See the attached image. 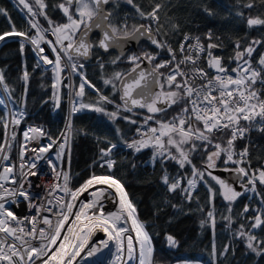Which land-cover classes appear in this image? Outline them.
Masks as SVG:
<instances>
[{"label":"snow or ice","instance_id":"1","mask_svg":"<svg viewBox=\"0 0 264 264\" xmlns=\"http://www.w3.org/2000/svg\"><path fill=\"white\" fill-rule=\"evenodd\" d=\"M112 3L114 0H60L51 7L61 11L66 22L57 23L48 14L49 4L46 0H18V4L26 10V30H18L11 23L8 12L0 8V15L8 17L11 26L10 31L0 33V42L9 37H18L21 53L26 43L33 46L38 56L37 68L41 64L53 66L51 99L56 108L60 106L58 85L65 68L70 66L72 72H79L81 76V83L75 92L79 100L72 101L60 136L54 138L43 128L29 127L24 131V143L20 145L19 171L11 163L0 170V264H81L105 249L111 253L107 264H154L152 237L139 220L136 207L128 198L120 180L112 175L93 173L83 184L73 189L69 186L70 173L63 167L64 163L70 165L73 137L88 134L86 129L74 128L72 117L76 113L94 111L107 115L113 121L124 119L137 124L130 116L120 114L121 109L131 113L136 108L146 109L150 115L144 117L136 128L140 138L123 141L124 146L137 153L152 148L153 160L159 158L161 163L173 161L181 169L191 168V178L186 180L187 187H182V178H170L166 171L161 180L168 192L179 190L189 203L194 199L193 192L198 183L203 182L208 187V203L212 208L207 211L206 219L201 221L202 227L208 224L213 231L215 229L213 201L217 193L228 203L229 215L222 219L228 222L229 228L235 223L231 206L249 192L260 197V209H252L247 204L243 206L238 215L246 223H240L233 236L243 241L246 248L256 256H264V237L257 234V230L264 231V192L258 191V185L264 186V165L252 167L247 145L236 150V141L244 139L253 128L264 133V54L255 61V66L253 63V54L257 46H264V39H254L246 46L236 41L233 54L228 58L229 64L234 63L235 67H229L225 65L224 57L213 54L212 50L221 48L222 44L211 42V32L204 37L207 44L200 36L184 34L178 48H173L169 34L161 35L160 26H157L154 34L151 25H133L129 30L126 21L120 25L112 24V12L104 7ZM126 3L141 18L158 24L157 13L162 7L160 3H156L149 12L143 11L134 0H126ZM244 7L253 8V0H248ZM39 17L47 21V28L40 23ZM246 24L249 28L264 26V17L249 16ZM94 29L101 31L95 43L89 38ZM173 29L177 30L178 26L174 25ZM45 33H50L55 39H48ZM138 37H147L151 45L166 51L170 59L156 62L159 53L149 52L128 56L127 60L132 67L125 73L117 71L103 81L106 86L112 87L114 94L117 91L121 93L122 103L115 104L113 99L104 95L79 71L84 65L74 60L87 58L94 47L107 52L110 48L122 47V41L136 40ZM42 44L51 49L54 59L44 54ZM121 56H117L111 63L116 64ZM64 57H67L66 64H62ZM202 59L206 67L200 66ZM145 60L152 65L150 70L141 67ZM100 66L104 67L103 64ZM161 69L168 71L163 72ZM208 69L213 70L211 75ZM29 77L30 73L25 68L20 77L25 84L22 100L27 95ZM153 85L159 90H154ZM0 87L9 91L3 71H0ZM86 88L97 93L95 102L83 101ZM4 103L0 100V104ZM105 104H115L116 110L108 111ZM173 106H179L175 115L169 119L157 118ZM9 113L10 120L0 116V124L5 130L4 142L0 143V161H10L9 141L16 139V133L12 132L9 137L8 129L10 125L19 126L20 117L24 116L23 111L17 114L9 110ZM150 121L154 122V126ZM217 134L227 135L226 141L218 142L215 139ZM42 137H47L49 142L38 147H28L29 142L39 141ZM107 144V147L99 149V166L111 171L116 164L112 158L113 150L118 144L111 141H107ZM54 145H58L55 160L61 163H54L49 155ZM29 151L33 155L26 160ZM200 151L206 157L203 168L196 167L192 159L193 154ZM65 156L68 157L67 161L64 160ZM41 161L46 162L56 181L44 185L46 195L42 197L33 194L30 179L38 174L43 175L38 167ZM217 161L225 166L235 165L234 168L224 167L221 170L234 172L242 191H237L225 179L213 175L211 170L217 168ZM206 177L215 181L219 190L214 189ZM56 193L62 195L56 196ZM85 193L89 199L82 200ZM20 202H27L29 211L35 210V214L17 216L11 206H18ZM109 203L113 208L106 210ZM172 207L176 208L177 205ZM198 210L204 211L203 207H198ZM250 212L254 215H247ZM97 233H103L104 238L93 240ZM166 240L170 247L177 246L172 235H167ZM228 251L229 246L225 245L219 255L224 256ZM211 264H217L215 243L212 246Z\"/></svg>","mask_w":264,"mask_h":264},{"label":"trees","instance_id":"2","mask_svg":"<svg viewBox=\"0 0 264 264\" xmlns=\"http://www.w3.org/2000/svg\"><path fill=\"white\" fill-rule=\"evenodd\" d=\"M46 2L49 4L47 9L49 16L57 23L66 22L62 12L51 7L60 0H46ZM134 2L145 12L151 11L156 3L162 5L157 13L159 21L156 28L160 26L161 35L169 34L168 38L173 48H178L184 34L192 37L200 36L204 40L205 35L211 32L213 36L211 42L222 44L221 48L216 49L215 55L224 57V63L229 67L235 66L234 63L229 64L228 58L233 54L236 41L246 46L254 39H264V26L249 28L246 24L249 16L264 17L262 0H253L254 7L251 9L244 7L248 0H134ZM0 8L8 12L11 23L15 24L18 30H26L27 18L14 7L10 0H0ZM108 11L112 12L110 17L112 24L120 25L126 21L129 30L133 25H145L149 21L141 18L136 10L124 0L115 1ZM8 17L0 15V33L11 30ZM40 22L47 27L44 18H41ZM174 25L178 26L177 30L173 29ZM96 41H98L97 37L92 39L93 43ZM204 43L207 44L208 41L204 40ZM154 50L156 48L153 45L144 44L139 48L138 53ZM92 53L93 58L90 63L76 59L85 64L81 69L83 75L104 95L113 99L115 104H121L120 92L117 91L114 94L112 87L106 86L103 81L111 78L117 71L127 72L132 65L122 58L116 64L111 63L119 56L115 52L103 54L99 48L94 47ZM261 54H264V46H257V51L253 54L254 64ZM37 60L30 45L25 44L24 51L21 53L19 40L9 41L0 47V71H3L6 83L9 85L8 94L13 108L17 113L24 110L29 116V121L46 124L50 127L52 134L57 135L68 115L67 92H64L62 96L60 112H54L55 102L51 99L54 73L51 69L43 68L42 65L37 68ZM101 64L104 65L103 68ZM25 68L30 73V77L27 84V95L22 100L25 84L20 77ZM80 83L81 77L75 76L73 97L76 101L79 98L75 96V92ZM117 86L119 87V82ZM85 93L84 102H95L97 94L91 88H86ZM115 104H105L104 107L108 111H115ZM178 110L179 106H173L166 113L159 114L157 118L169 119ZM25 112L23 117H25ZM138 112L149 115L147 110L142 109ZM4 114L5 110L0 106V116ZM120 114L130 116L138 123L131 124L124 119L113 121L107 115L88 110L73 117L74 128L86 129L88 132L86 136L75 135L71 141L70 172L73 189L78 188L93 173L96 175L110 174L107 168L99 166L98 161L99 149L105 146V143L96 142L94 137L124 145L123 141L129 142L135 128L143 122L141 118L125 111L121 110ZM117 129H119V134H117ZM18 130L22 128L19 127ZM4 137L5 130L0 124V143L4 142ZM215 139L224 143L227 135L217 134ZM243 147L244 143L237 140L236 150L239 151ZM249 151L253 168L264 165V133L256 131L253 134ZM152 157V148L143 149L138 153L118 148L114 152L113 159L116 164L111 175L123 184L128 197L136 207L139 219L146 224L152 237L154 264H211L213 243L217 250V264H264V256H256L246 248L243 241L233 236L239 224L246 223L244 218L238 215L243 206L247 204L252 209H260L259 196L250 192L246 193L231 206V215L235 223L229 228L228 222L222 219L223 216L229 215L228 203L222 195L217 193L213 201L216 216L215 229L213 231L208 224L202 227L201 221L206 219L207 211L212 208V205L208 203V187L203 182L198 183L193 192L194 199L190 203L184 199L179 190L168 192L161 180L165 171L170 178H182V187H187L186 180L191 178V168L181 169L173 161L161 163L158 158L153 160ZM205 158L203 151L194 153L192 156L193 163L198 168H203ZM224 167L234 168L231 164L225 166L218 161L217 168ZM206 180L214 189L219 190V185L210 177H206ZM258 191L264 192V186H259ZM172 205H177V207L173 208ZM198 207H203L204 211H199ZM247 215H254V213L250 212ZM257 234L264 237V231L257 230ZM167 235L175 238L176 247L168 245ZM225 245L229 246V251L226 255L220 256Z\"/></svg>","mask_w":264,"mask_h":264},{"label":"built area","instance_id":"3","mask_svg":"<svg viewBox=\"0 0 264 264\" xmlns=\"http://www.w3.org/2000/svg\"><path fill=\"white\" fill-rule=\"evenodd\" d=\"M177 55H179L178 52H177ZM165 57H166V60H167V59H170L168 53L165 54ZM200 66H201V67H206V65L204 64L203 59H202L201 62H200ZM254 66H255V65H254ZM233 67H235V66H233ZM208 71H209V74H210V75H211L212 72H213V70H211V69H208ZM70 76H71V78H72L71 72H70ZM197 83H200V81H197ZM62 87H63V84H62V82H61V83L58 85V90H59L60 100H61L60 90H61ZM258 87H259V85H258ZM65 88H68V89H69V85H68L67 83H66V85H65ZM72 101H74V100H71V99L68 100V109H69V110H70V104L72 103ZM59 108H60V106H59ZM59 108H55V111H59ZM22 111L25 112L24 110H22ZM79 113H82V112H79ZM79 113H76V114H79ZM143 119H144V117H143ZM149 123H150V124H153V126H154V122H153V121H150ZM241 123H242V124H245L244 121H241ZM65 124H66V123H65ZM65 124H64L62 130L64 129ZM19 127L22 128L23 133H24V131H26L29 127L43 128L47 133H49L52 137H54L53 134H52V132H51V130H50V128H49L47 125H46V128H45V127H43L40 123H38V122H36V121H29V116L27 115L26 112H25V117L21 118V123H20ZM62 130H61V131H62ZM11 131H12V130H11ZM256 131H257V130H255V129L253 128L251 131H249V132L246 134V137H245L244 139H238V141H240V142H244V143H245V146L247 145V146L249 147V144H250V142H251V140H252L253 134H254ZM30 135H32V134L30 133ZM59 136H60V134H57V136L54 137V138H58ZM94 138H95L96 142H104V143H105V146H101V148H103V147H107V146H108L107 141H105V140H103V139H100L99 137H94ZM139 138H140L139 135H137V133H136V131H135L134 135H133L132 138H131V141H132L133 139H139ZM18 142H19V143H18ZM48 142H49V141H48L47 137H42L39 141H31V142H29V143H28V147H29V148H32V147H38L39 145H45V144H47ZM21 143H24L23 135H22L20 141L18 140V137L16 138V143H15V146H14V154H10V157H11L10 161H4V162H5V165H6V164H9V163H11V164H15V165L17 166V172L19 171V164H20L19 153H20V145H21ZM112 143H114V142H112ZM116 144H117V143H116ZM118 148H124V149H126V150L128 149V148L125 147L124 145L121 146V145L118 144V147H117L116 149L113 150V154H114V152H115ZM57 149H58V145H54L53 148L51 149L49 155H50V157L53 159L54 163H61V162H58V161L55 160V153H56ZM113 154H112V158H113ZM32 155H33V154L29 151V152L27 153V155L25 156V159L27 160L28 157H30V156H32ZM99 156H100V152L98 153V161H99ZM67 159H68V157L65 156V157H64V160L67 161ZM38 166H41V167L43 168V170H44V173H45V175H44V183H45V185H46V184H49V183H52V182H56V181H54L53 173H52L51 170L47 167V164H46L45 161H41V162H39V165H38ZM234 166H235V165H234ZM63 167L65 168V170L69 171L70 176H71L70 165L67 164V163H64V164H63ZM108 171H109V170H108ZM113 171H114V168H113L111 171H109V172H110L109 175H111ZM71 180H72V178H71ZM61 182H62V181H61ZM69 186L71 187V181H70V185H69ZM258 187H259V185H258ZM59 195H62V193H56V196H59ZM47 214H48V213H46V215H47Z\"/></svg>","mask_w":264,"mask_h":264},{"label":"bare ground","instance_id":"4","mask_svg":"<svg viewBox=\"0 0 264 264\" xmlns=\"http://www.w3.org/2000/svg\"><path fill=\"white\" fill-rule=\"evenodd\" d=\"M13 4L16 5L22 12V14L27 18V15H26V10L23 9V6L22 5H19L18 4V0H12ZM46 37L48 39H52L54 40L55 37L51 36L50 33H45ZM15 40H18V39H15ZM13 41V40H12ZM9 42V41H8ZM31 45V44H29ZM2 46V45H1ZM32 46V45H31ZM42 47L45 48V55H48L49 58L51 59H54V53H52L51 49L47 46V45H44L42 44L41 45ZM33 47V46H32ZM35 55L37 57V54L35 52ZM67 57H64V60L62 61V64H66L68 63ZM46 66H52V65H42L43 68L46 69ZM70 67H67V69H69ZM65 68L64 71L67 70ZM62 75V74H61ZM0 90H2V93L4 95H7V96H4L3 94L0 93V100H3L4 102H6L7 104H2L6 107H9V104L12 105V108H13V103L12 101L10 100L11 98H9L8 96V93H4V89L2 87H0ZM6 92V91H5ZM18 114V113H17ZM7 119L10 120L11 119V116L8 115L7 116ZM14 127L16 128H19V126H15V125H10L9 127V131H8V136L10 137L13 130H14ZM12 130V131H11ZM17 138V137H16ZM11 143V149L9 151V155L10 154H13L14 152V148L13 146H15V143H16V139L15 140H10L9 141ZM5 165V162L4 161H0V170H2V167ZM39 167V170L40 172L43 173V175H37L35 177H31V181H32V192L33 194H39V196H45L46 195V192H45V188H44V170L41 166H38ZM41 185V187H36V185ZM126 191V190H125ZM129 198V197H128ZM82 200H87L89 199L87 193H85L82 197H81ZM12 208V211L15 212V214L17 216H20V217H23V216H28V215H34L35 214V210H32L31 212L29 211L28 207H27V202H20L19 205H12L11 206ZM113 208L112 204L109 203L108 204V209L106 210H111ZM46 215V213H45ZM138 215V214H137ZM139 218V217H138ZM140 220V219H139ZM133 235H135V233H133ZM104 236H103V233H97L94 237H93V240H100V239H103ZM112 251L114 252L115 251V248L114 246L112 247ZM111 259V253L109 252V250L105 249L102 253H98L96 257H93V258H90L88 261H82L81 264H107V261Z\"/></svg>","mask_w":264,"mask_h":264},{"label":"water","instance_id":"5","mask_svg":"<svg viewBox=\"0 0 264 264\" xmlns=\"http://www.w3.org/2000/svg\"><path fill=\"white\" fill-rule=\"evenodd\" d=\"M113 4V3H112ZM106 5L104 6L106 10H108V8L112 5ZM93 36H98L100 38L101 36V31L99 29H94L90 34H89V38L92 41ZM18 39L20 40V38L18 37H9L7 38L4 42H0V46L3 45L5 42H8L10 40H15ZM142 42H149L147 37H138L136 40H128V41H122V47L117 48V47H113L110 48L107 52L103 51V49L99 50L103 53V54H108L110 52L115 51L117 54H119V56H121V53H123V55L121 57L125 58L127 57V55L132 51V50H137L138 47L140 46V44ZM150 43V42H149ZM213 53H216V49L212 50ZM93 58L92 52L91 55L88 56L87 58H83L81 57L80 59H82L85 62H89L91 61ZM141 67L145 70H150L152 65L148 64L147 61H144L141 65ZM154 90H159L155 85H153ZM94 91V90H93ZM121 95V93H120ZM122 102V101H121ZM140 110V108H136L134 109V111ZM213 174H215L216 176L225 179L227 182L232 183L237 189H239V191H241L242 189L239 187V182L236 179V174L234 172H229V171H222L221 169L218 170H213L212 171ZM142 222V221H141ZM146 227V224H144ZM147 230V228H146ZM148 231V230H147Z\"/></svg>","mask_w":264,"mask_h":264},{"label":"rangeland","instance_id":"6","mask_svg":"<svg viewBox=\"0 0 264 264\" xmlns=\"http://www.w3.org/2000/svg\"><path fill=\"white\" fill-rule=\"evenodd\" d=\"M11 1V3L13 4V2H12V0H10ZM14 5V4H13ZM14 7L17 9V10H19L20 12H22L16 5H14ZM41 18H43V17H39V21H40V19ZM46 21V20H45ZM41 23V22H40ZM46 24H47V21H46ZM45 27V26H44ZM47 27H48V24H47ZM47 27H45V28H47ZM10 41H12V40H10ZM6 43H8V42H5L4 44H6ZM3 44V45H4ZM2 45V46H3ZM26 45H29V44H27L26 43ZM31 46V45H30ZM1 47V46H0ZM32 47V46H31ZM32 49H33V47H32ZM215 55V54H214ZM37 59H38V56H37ZM67 59V58H66ZM76 61V59L74 60V62ZM77 62V61H76ZM41 65H43V64H41ZM50 67V66H49ZM52 67L53 66H51L49 69H51L52 70ZM70 67V66H69ZM66 69H67V67H66ZM70 72H71V75H72V78H71V76H70ZM80 72H82L81 71V69H80ZM77 74V72H72V70H71V67L69 68V69H67L66 71H64L63 73H62V75H61V82H62V80L64 81V79H66V81H67V84L69 85V91H72V88H73V85H74V77H75V75ZM63 85L65 86V83H63ZM0 93L1 94H3L2 93V90H0ZM4 93L6 94V93H8V91L7 92H5V90H4ZM64 94V93H63ZM4 95V94H3ZM68 95H70V93H68ZM4 96H7V95H4ZM8 96H9V94H8ZM9 98H10V96H9ZM11 100V99H10ZM68 100H69V98H68ZM4 104H7L6 102L4 103ZM0 106L5 110V114L3 115V116H5L6 118H7V116L8 115H10V113H9V110H11L12 112H16L17 113V111L14 109V108H12V105L11 104H9V107H6V106H4V105H2V104H0ZM71 106H72V103L70 104V108H71ZM11 116V115H10ZM41 125L43 126V127H45L46 128V124H42L41 123ZM48 126V125H47ZM10 127V126H9ZM49 127V126H48ZM50 128V127H49ZM19 128H15L14 127V130H13V132H15L16 133V137L18 136V137H20V139L19 140H21V137H22V135H23V130H18ZM8 131H9V129H8ZM61 133V131L58 133V134H60ZM53 136L54 137H56L57 135H54L53 134ZM19 143V142H18ZM13 148H14V146H13ZM13 154H14V152H13ZM217 164H218V161H217ZM130 199V198H129ZM138 214V213H137ZM145 224V223H144ZM147 228V227H146Z\"/></svg>","mask_w":264,"mask_h":264},{"label":"flooded vegetation","instance_id":"7","mask_svg":"<svg viewBox=\"0 0 264 264\" xmlns=\"http://www.w3.org/2000/svg\"><path fill=\"white\" fill-rule=\"evenodd\" d=\"M115 1H117V0H114V2ZM124 1H126V0H124ZM93 38H96V36H93ZM98 39H99V37H98ZM113 52H115V51H113ZM113 52H110V53H113ZM110 53H108V54H110Z\"/></svg>","mask_w":264,"mask_h":264}]
</instances>
